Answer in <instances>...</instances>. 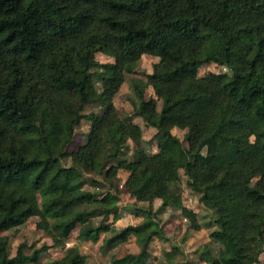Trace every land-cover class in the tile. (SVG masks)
<instances>
[{
	"label": "trees",
	"instance_id": "16d2710c",
	"mask_svg": "<svg viewBox=\"0 0 264 264\" xmlns=\"http://www.w3.org/2000/svg\"><path fill=\"white\" fill-rule=\"evenodd\" d=\"M144 55L157 62L132 92L135 117L156 131L153 154L114 104ZM211 65L229 73L200 74ZM88 106L101 114L85 113ZM84 120L85 143L70 152ZM129 153L131 162L123 159ZM182 176L209 218L183 204ZM62 179L68 183L59 195L46 200ZM103 185L111 193L121 186L146 206L134 208L139 224L101 239L112 231L106 221L115 210L89 189ZM167 208L188 221V238L211 215L215 230L198 238L186 263L171 248L165 264H260L264 0H0V264H85L77 246L57 260L45 255L70 240L100 241L106 255L129 237L138 253L111 257V264H149L151 244L164 240L157 215ZM31 218L59 239L40 247L22 241L11 257L8 233ZM213 246L219 253L208 260Z\"/></svg>",
	"mask_w": 264,
	"mask_h": 264
},
{
	"label": "rangeland",
	"instance_id": "374dc122",
	"mask_svg": "<svg viewBox=\"0 0 264 264\" xmlns=\"http://www.w3.org/2000/svg\"><path fill=\"white\" fill-rule=\"evenodd\" d=\"M101 60V59H100ZM157 62V58L144 55L137 63L136 74L129 78L127 84L122 86L118 94L114 98V104L117 106L120 116L124 120H130L134 124L138 125L142 132L143 138V148L147 154H153L156 152L157 138H155L156 131L152 128L145 127L143 121L139 117H135V109L138 105L136 98L132 92V85H144L145 84V74H150L152 72V66ZM207 72H218V73H229L225 68H218L215 65H211L205 68H202L200 74L204 75ZM96 87L100 91V82H96ZM147 96H152L151 89H147ZM93 112L100 115V109L97 106H88L85 109V113ZM90 123L86 120L82 121L78 127L75 129V138L74 143L70 146L69 151H75L79 146L83 145L86 140V134L89 129ZM174 134L183 142L184 141V132L175 130ZM184 145L185 142H184ZM130 146V145H129ZM127 162H131L133 157L132 153L123 156ZM62 165L69 167L70 161L68 159L62 161ZM52 173V170L49 171L48 176ZM121 178H125L124 175H121ZM143 178H146L143 176ZM102 180V178L100 179ZM68 183L67 180L62 179L56 183L55 191L46 197V200L59 195L60 190ZM182 189V200L183 204L198 214L200 217L209 218V211L203 205L199 203V197L196 195H189V192L185 188V182L183 176L181 177L180 184L178 185ZM92 192H99L111 199L112 208L115 210L114 214L107 219L108 226L112 229L111 232L104 234L102 238H109L114 233L119 232L124 227L129 225H137L140 223L141 219L134 217L132 214L135 207H144L145 204H135V202L129 198V196L119 188L115 193L108 191L107 186H100L99 188L89 189ZM161 205V201L157 200L153 203V210H157ZM161 231L164 236V240L158 241L155 240L151 244V251L155 256L149 264H165L163 260L164 254L169 251L171 248H176L182 256L186 259H183L181 256L176 254L175 261L186 263L191 257L193 250L195 249L196 242L198 238H206L211 232L215 230L214 226V215H211L210 219H205L199 221L201 231L197 236L186 237V230L189 227V223L186 219L183 218L180 210H175L167 208L163 211H160L157 215ZM39 218H31L28 222L21 226L16 233H8L10 237L9 244V254L14 256L17 246L20 242L26 241L28 244H35L36 247H40L43 244L48 246H53L54 242L57 241L58 235L55 231L51 230L49 234L43 233L37 229L39 223ZM100 239V240H101ZM77 246L87 254L88 259L85 264H111L112 258H122L127 254H137L138 248L135 244L134 238L129 237L125 240H122L118 244L114 245L111 249L107 251V254L103 255L99 252L100 241L96 244H86L85 242H74L70 240L67 243L60 244L59 246L51 247L48 253L45 255V258L51 260H57L61 258L66 248ZM212 255L208 260L219 253V248L213 246ZM260 264H264V254L260 257Z\"/></svg>",
	"mask_w": 264,
	"mask_h": 264
}]
</instances>
